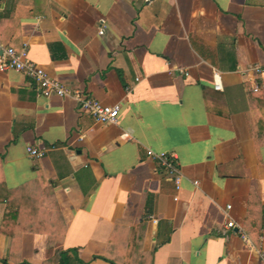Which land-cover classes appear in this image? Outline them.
Returning a JSON list of instances; mask_svg holds the SVG:
<instances>
[{"label": "crops", "instance_id": "1", "mask_svg": "<svg viewBox=\"0 0 264 264\" xmlns=\"http://www.w3.org/2000/svg\"><path fill=\"white\" fill-rule=\"evenodd\" d=\"M0 43L119 104L100 123L0 71V264H264V0H0Z\"/></svg>", "mask_w": 264, "mask_h": 264}, {"label": "built area", "instance_id": "2", "mask_svg": "<svg viewBox=\"0 0 264 264\" xmlns=\"http://www.w3.org/2000/svg\"><path fill=\"white\" fill-rule=\"evenodd\" d=\"M98 34H103L106 28L105 19L100 18L98 20ZM16 71L22 73L25 77L31 80L38 90V92L44 96L48 97L51 94L57 96H66L73 99L78 108L81 111L87 113L95 121L110 124L116 121L118 115L119 104H103L97 99L90 97L83 93L79 89H72L65 86L59 81L51 78L41 67H39L34 61H32L29 56L26 47L21 50H16L11 46H4L0 43V71ZM245 71H251L255 74H260L262 72V67L258 64L249 65ZM187 75V72H184ZM213 86L215 89H221L220 74L215 72L213 74ZM260 84L254 82L252 86L253 91L260 89ZM28 154L33 157H40L44 153V148L38 149L35 147H27ZM149 155H152L157 159L161 167L172 177V180L176 186H179L180 172L177 168L176 162L173 157L166 153H153L147 150ZM193 183H197L194 181ZM227 209L230 208L228 205ZM228 227L233 225L232 221H228L226 224ZM241 236L246 238L245 234L241 232ZM261 257L264 260V252H261Z\"/></svg>", "mask_w": 264, "mask_h": 264}, {"label": "trees", "instance_id": "3", "mask_svg": "<svg viewBox=\"0 0 264 264\" xmlns=\"http://www.w3.org/2000/svg\"><path fill=\"white\" fill-rule=\"evenodd\" d=\"M0 179H1V177H0ZM1 186L4 187L5 190H2ZM6 190L7 189L4 186V184L2 183V179H1L0 180V201L9 202V198L7 197V191L8 190L7 191ZM20 212H24V211L23 210H19V208H18L16 211H14V216H15L16 213L18 214ZM26 213H27V211H26ZM20 224L21 223L14 224V226L12 227L11 231H6V232H8L9 236L11 237L9 256H10L12 251H14L16 248H18V244H19L18 235L19 234H16L15 231H16V229L20 228ZM36 227L31 228V229L35 230V229H37ZM0 230L5 232L4 228H2V229L0 228ZM19 232L20 231H17V233H19ZM52 242H53V239L48 238L47 243L51 244ZM68 252H71L72 257L76 261H79L78 258H77L76 249L74 248V249H71V250H56L54 255L48 261H46L44 264H71V259H70V256H69ZM101 258H103V259H105L107 261H110V259H108V257L102 256ZM3 262L6 263L5 260H3ZM18 263H19V261H15V264H18ZM111 263L112 264H116L114 262H111Z\"/></svg>", "mask_w": 264, "mask_h": 264}]
</instances>
